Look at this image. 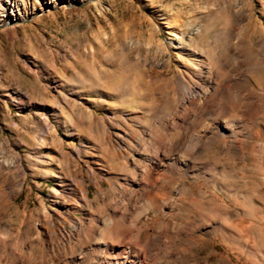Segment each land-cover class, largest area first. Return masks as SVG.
Wrapping results in <instances>:
<instances>
[{
  "label": "rangeland",
  "instance_id": "obj_1",
  "mask_svg": "<svg viewBox=\"0 0 264 264\" xmlns=\"http://www.w3.org/2000/svg\"><path fill=\"white\" fill-rule=\"evenodd\" d=\"M159 147L190 188L169 236L196 230L173 249L197 250L157 264H264V0H0V264L43 263L47 229L104 212L72 192L118 193L126 155Z\"/></svg>",
  "mask_w": 264,
  "mask_h": 264
},
{
  "label": "bare ground",
  "instance_id": "obj_2",
  "mask_svg": "<svg viewBox=\"0 0 264 264\" xmlns=\"http://www.w3.org/2000/svg\"><path fill=\"white\" fill-rule=\"evenodd\" d=\"M155 151H152L155 152L154 156L147 165L137 161L135 156L126 155L122 167L128 175L125 176L122 184L116 185L118 193L112 191L105 193L101 184L97 182V197L95 202H92L83 181L80 188L72 192L74 203L81 210H88L93 204L98 207L104 206V212L101 216L88 214L87 221L75 220L72 222L73 231H68L66 228L60 232L53 227L47 229L41 244V250L47 259L39 264H157V258L163 252L171 255L176 263H180L187 259L189 254L195 255L197 248L194 238L188 242L184 241L176 251L173 249L176 242H181L180 234H186L188 237L194 234L196 230L191 228L190 224L182 226L188 231L187 233L177 232L178 238L169 236V232L175 229L170 223V219L174 218L173 212L185 214L189 205L186 192L190 188L184 182L187 170L171 166V162L167 164L168 157L161 155L160 147ZM157 170H160L159 173ZM138 172H142V179L139 181L136 179L139 178ZM194 179L197 180L198 177ZM175 181L178 182V198L172 197ZM141 201L144 205L140 207L139 212L134 214L135 216L130 214L132 207ZM208 203L210 206L206 207L207 217L221 218L223 215L218 211V207H215L216 201L211 198ZM168 207H170L169 212L166 211ZM149 211L164 215L165 219L158 227L163 235L152 238L147 245L142 246V235L138 225L140 218ZM224 223L226 224L223 230L225 239L229 245H233V235L229 229L233 221L230 217H226ZM29 259L26 257L27 263L25 261L24 264H32Z\"/></svg>",
  "mask_w": 264,
  "mask_h": 264
}]
</instances>
